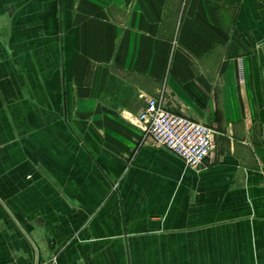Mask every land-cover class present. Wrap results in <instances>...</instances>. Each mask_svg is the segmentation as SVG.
Instances as JSON below:
<instances>
[{"label": "crops", "instance_id": "crops-1", "mask_svg": "<svg viewBox=\"0 0 264 264\" xmlns=\"http://www.w3.org/2000/svg\"><path fill=\"white\" fill-rule=\"evenodd\" d=\"M161 91L212 161L140 141ZM263 185L264 0H0V264H264Z\"/></svg>", "mask_w": 264, "mask_h": 264}, {"label": "built area", "instance_id": "built-area-1", "mask_svg": "<svg viewBox=\"0 0 264 264\" xmlns=\"http://www.w3.org/2000/svg\"><path fill=\"white\" fill-rule=\"evenodd\" d=\"M240 75L242 80V68ZM130 121L140 130V141L164 148L189 167L197 169L207 159L213 160L215 137L220 132L215 126L169 110L162 91L159 96L147 97L143 108Z\"/></svg>", "mask_w": 264, "mask_h": 264}, {"label": "rangeland", "instance_id": "rangeland-1", "mask_svg": "<svg viewBox=\"0 0 264 264\" xmlns=\"http://www.w3.org/2000/svg\"><path fill=\"white\" fill-rule=\"evenodd\" d=\"M51 264H57L56 255L53 256V258L51 260Z\"/></svg>", "mask_w": 264, "mask_h": 264}]
</instances>
